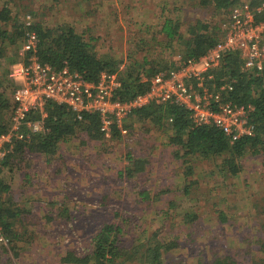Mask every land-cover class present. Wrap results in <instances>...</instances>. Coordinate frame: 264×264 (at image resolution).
Masks as SVG:
<instances>
[{
  "label": "rangeland",
  "instance_id": "rangeland-1",
  "mask_svg": "<svg viewBox=\"0 0 264 264\" xmlns=\"http://www.w3.org/2000/svg\"><path fill=\"white\" fill-rule=\"evenodd\" d=\"M201 1L0 0V9L8 4L12 17L30 15L52 29L73 27L92 40L93 50L104 59L125 66L132 59H147L156 61L148 68L157 69L182 50L178 43L165 46L160 29L166 18H179L183 32L198 21L213 27L228 19L231 8L218 11ZM15 50L0 60L4 85L11 81L5 82L6 72L23 62L21 50ZM7 95L12 98V90ZM129 129L128 135L117 133L100 141L80 133L62 143L54 158L31 154L26 161L20 156L11 160L1 177L11 187L6 200L21 212L16 224L20 239L10 245L11 251L0 245V264H64L69 252L86 254L93 236L106 224H116L118 215L136 222L125 224L130 230L137 226L142 240L166 225L158 237L164 240L172 231L167 213L181 243L172 252V263L200 264L212 260L214 253L253 263L264 241V153L243 157L236 177L216 171L221 159L191 158L190 172L167 133L139 121ZM139 161L141 170L127 176V167L135 172ZM186 210L197 215L193 226H184L179 216ZM134 237L130 232L123 236L124 245L132 246Z\"/></svg>",
  "mask_w": 264,
  "mask_h": 264
},
{
  "label": "trees",
  "instance_id": "trees-1",
  "mask_svg": "<svg viewBox=\"0 0 264 264\" xmlns=\"http://www.w3.org/2000/svg\"><path fill=\"white\" fill-rule=\"evenodd\" d=\"M16 0H11V2ZM22 1V0H21ZM205 6H211L218 11H227L228 8L241 7L249 4L251 8L259 6L264 0H202ZM228 12V11H227ZM33 18L35 13H31ZM12 13L5 4L0 9V60L6 59L8 50L19 51L27 33H35L38 36L37 58L42 63L50 64L58 69L68 67L72 72H77L85 81L97 82L103 72H117L122 62H116L100 57L93 50L91 41L83 34H79L73 27L60 26L48 28L41 21H33L27 26L23 17H12ZM30 16V15H26ZM25 16V17H26ZM227 20V19H226ZM224 20V22L226 21ZM221 25L210 27L208 24L198 21L188 25L182 31V22L179 18H166L160 29V35L165 36V46L173 47L175 44L181 46L183 53L188 58L198 59L205 55L221 38ZM188 32V36L185 33ZM144 49H150L143 46ZM175 51V49H172ZM174 57V52L172 53ZM31 53L27 54L24 62H28ZM173 57H171L173 59ZM14 58V57H13ZM16 57L13 62H16ZM24 60V57H23ZM12 62V63H13ZM156 61L142 62L134 61L127 63L121 78L122 88L117 91V97L122 101H128L136 96L146 93L150 88L151 79L161 70H167L172 61L161 63L163 67L148 68ZM19 64V63H17ZM15 64V65H17ZM168 64V65H167ZM170 64V65H169ZM243 60L238 53L228 54L219 70L215 71L214 80L209 84L212 91H217L222 85L228 86L227 99L238 105H252L254 112L252 121L256 125V134L253 137H242L232 143L224 133L214 125L197 127L193 124L190 111L171 104H151L134 112L129 128L134 122L149 123L163 133L169 135L170 144L180 147L183 158L188 163L187 170L192 172L189 165L191 158L221 159L216 165V171L227 176L236 177L240 171V160L251 153L259 155L264 153V72L252 74L242 69ZM162 68V69H159ZM10 78L7 85L0 80V136L7 134L12 126V113L14 109L12 98L8 97V91L16 87V81L8 71L5 74V82ZM13 87V88H12ZM231 88V89H230ZM47 117L44 120L41 132L32 133L25 129L23 140L15 141L12 147H8L7 156L0 162V224L3 227L5 236L9 239L10 245H17L20 235L17 232L16 224L21 212L10 207V200H6L11 187L2 181V173L12 164L11 160L20 156L23 161L31 154H38L47 159L54 158L62 143L67 142L80 133H85L89 140L100 141L104 135L100 130V117L97 114H84L82 119L66 105L48 102L45 106ZM30 120H40L39 111H33L28 117ZM170 119L172 121L170 122ZM131 131V129H129ZM119 134L114 129L113 136ZM130 161L132 159L130 158ZM142 162H136L135 172L127 167V176L133 177L141 170ZM133 168V167H132ZM181 190V189H180ZM147 193H141L146 197ZM189 193L186 194V196ZM189 201V200H187ZM192 202V200H191ZM64 205V203H61ZM53 205V204H51ZM173 207V203L170 204ZM194 207V206H193ZM193 209V208H192ZM191 209V210H192ZM195 209V207H194ZM183 225L190 227L197 220L195 212L186 210L183 215ZM116 224H106L97 234L93 236L91 247L84 255L68 253L62 258L64 264H128L138 262L140 264H187L185 262H173V250L181 248L180 237L175 235V224L169 221L172 216L167 213L165 220L171 224V233H167L166 239L158 237L163 234L166 225L154 231L145 240L138 236L137 226L132 230L127 225L136 224L130 218H122L118 215ZM128 220V224L125 221ZM135 235L132 246H125L123 236ZM147 232V231H146ZM191 239V237H190ZM260 249L253 257L252 264H264V241L259 244ZM11 249V248H10ZM201 256V255H198ZM213 259L201 260L200 264H242L244 261L236 262L231 257L214 253Z\"/></svg>",
  "mask_w": 264,
  "mask_h": 264
},
{
  "label": "built area",
  "instance_id": "built-area-1",
  "mask_svg": "<svg viewBox=\"0 0 264 264\" xmlns=\"http://www.w3.org/2000/svg\"><path fill=\"white\" fill-rule=\"evenodd\" d=\"M30 17L23 18L27 26L32 23ZM221 26L220 40L205 55L194 59L182 52L174 53L172 65L156 73L149 90L128 101L117 97L123 84L121 74L125 63L117 72H103L97 82L85 81L67 66L58 69L38 60V36L27 33L21 49L24 60L11 73L16 81L11 99L14 104L12 126L7 134L0 136V162L7 156L8 147L24 139L25 129L32 133L42 131L48 102L66 105L78 119L84 114L99 115L101 133L108 139L113 136L114 129L119 135H128L130 122L138 109L166 103L190 111L197 127L214 125L232 143L242 137H253L256 134V125L252 121L254 107L226 100L228 86L222 85L212 91L209 84L226 56L232 53L241 55L244 71L252 74L264 72V2L255 8L249 4L232 8ZM29 53L31 56L26 63L25 57ZM33 111L40 112V120L28 118ZM0 245L11 251L1 224Z\"/></svg>",
  "mask_w": 264,
  "mask_h": 264
}]
</instances>
